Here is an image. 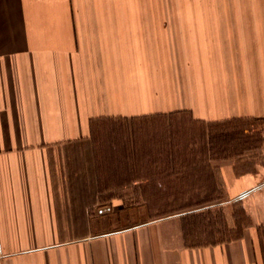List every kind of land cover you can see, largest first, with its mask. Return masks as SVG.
<instances>
[{"label": "crops", "instance_id": "crops-1", "mask_svg": "<svg viewBox=\"0 0 264 264\" xmlns=\"http://www.w3.org/2000/svg\"><path fill=\"white\" fill-rule=\"evenodd\" d=\"M214 1L0 0V264H264V182L221 169L225 203L251 222L190 244L180 216L135 222L109 208L150 205L157 176L159 206L184 205V176L199 169L172 150L160 166L132 146L119 158L97 146L113 136L93 134L177 114L264 118V22L231 17L264 8ZM117 189L127 195L108 197Z\"/></svg>", "mask_w": 264, "mask_h": 264}, {"label": "rangeland", "instance_id": "rangeland-1", "mask_svg": "<svg viewBox=\"0 0 264 264\" xmlns=\"http://www.w3.org/2000/svg\"><path fill=\"white\" fill-rule=\"evenodd\" d=\"M205 5H209L208 2ZM214 5L262 6L264 8V0H215ZM231 17L233 22H239L240 18L247 22H264V14L232 15ZM152 120L146 123L128 124L127 122L116 121L97 125L93 129V134L100 137L99 140H111L113 136L115 142H99L97 144L95 143L96 139H94V142L82 144V148L73 147V150L82 149L92 152L99 146L101 151H113L120 158V153L127 152L134 147V150L138 153L140 151L141 155L145 153L146 156L154 158L159 166L163 150L183 152L184 166H196L199 169V174L184 176V205L159 206L161 203L159 200L161 177L157 176L152 183L145 185L147 191L144 194L154 196L152 200L146 201L150 205L119 206L117 208L111 206L110 211L122 210L125 214L128 212V220L135 222L180 216L187 242L190 244L209 243L239 237L243 227L249 225L251 220L239 203H232L231 205L225 203L223 182L225 176L220 171L222 169L230 172L227 175L229 179L231 176L239 177L244 173H252L247 174L249 183L251 182L249 177L251 180L257 179L258 183L264 182V118L196 123L191 121L188 115L177 114L169 117H157ZM96 144L97 146H95ZM88 157L90 158V155ZM118 160V166H125L124 160ZM208 160L210 168L208 167ZM211 167L215 168L214 171L211 170ZM257 170L261 171L263 175ZM106 178L107 176H104L103 187L105 189L111 184L110 181L106 182ZM119 178L121 182H117L119 185H115V188L120 186L123 183L122 180L128 176H119ZM108 193V197L112 194L127 195V192L122 193L118 189ZM130 193L136 194V204H140L141 201L137 197L140 191H130ZM106 194L105 192L102 196L103 199H106ZM191 198H195L196 201ZM169 202L174 201L170 199ZM177 202L180 203V201ZM194 203H200V205L193 206ZM108 207L95 208V214L98 215L99 210L106 212Z\"/></svg>", "mask_w": 264, "mask_h": 264}]
</instances>
